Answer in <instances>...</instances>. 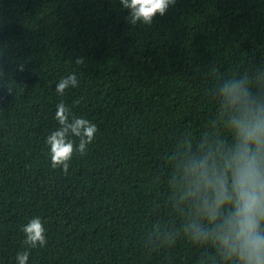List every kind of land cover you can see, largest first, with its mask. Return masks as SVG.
Here are the masks:
<instances>
[{
	"label": "trees",
	"instance_id": "16d2710c",
	"mask_svg": "<svg viewBox=\"0 0 264 264\" xmlns=\"http://www.w3.org/2000/svg\"><path fill=\"white\" fill-rule=\"evenodd\" d=\"M126 16L119 0H0V67L17 83L0 88V264H15L19 225L37 214L49 239L29 264H200L169 157L213 134L209 68H264V0H174L150 24ZM69 71L80 84L65 102L79 98L74 111L98 132L62 173L43 137Z\"/></svg>",
	"mask_w": 264,
	"mask_h": 264
},
{
	"label": "clouds",
	"instance_id": "9594fccd",
	"mask_svg": "<svg viewBox=\"0 0 264 264\" xmlns=\"http://www.w3.org/2000/svg\"><path fill=\"white\" fill-rule=\"evenodd\" d=\"M130 25L150 24L174 0H119ZM74 64H82L77 57ZM16 71H24L17 63ZM208 89L215 104L213 134L193 146L182 141L169 157L168 187L182 231L202 250L200 264H264V68L217 73L208 69ZM0 88L13 93L17 83L11 70L0 67ZM78 73L69 71L55 81L60 97L51 119L55 124L43 137V151L51 169L67 173L76 157H84L98 132L97 124L74 111L77 98L65 102L66 91L79 86ZM47 220L24 218L19 225L20 247L15 264H29L33 249L48 244Z\"/></svg>",
	"mask_w": 264,
	"mask_h": 264
}]
</instances>
